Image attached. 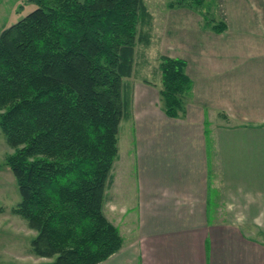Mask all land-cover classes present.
Returning <instances> with one entry per match:
<instances>
[{
	"label": "trees",
	"instance_id": "16d2710c",
	"mask_svg": "<svg viewBox=\"0 0 264 264\" xmlns=\"http://www.w3.org/2000/svg\"><path fill=\"white\" fill-rule=\"evenodd\" d=\"M37 2L0 33V129L15 151L8 163L20 196L12 214L35 232V256L100 264L123 243L104 213L106 189L120 124L131 117L135 48L150 45L152 16L144 0ZM159 71L160 108L178 119L192 91L186 62L163 57Z\"/></svg>",
	"mask_w": 264,
	"mask_h": 264
},
{
	"label": "crops",
	"instance_id": "0c3cea01",
	"mask_svg": "<svg viewBox=\"0 0 264 264\" xmlns=\"http://www.w3.org/2000/svg\"><path fill=\"white\" fill-rule=\"evenodd\" d=\"M260 48L218 52L216 65L223 66H204L194 73L186 57L178 56L192 81L185 113L178 119L161 110L158 88L144 83L132 87L134 147L128 156L134 157L127 165L132 174L125 165L127 156L123 162L118 151L104 205L106 217L119 229L120 220L105 209L117 212L120 207L128 242L107 264H264V241L250 238L234 222L264 223ZM236 109L239 117L232 115ZM224 116L238 124L225 123ZM220 197L228 207L240 206L245 215L224 211L219 216Z\"/></svg>",
	"mask_w": 264,
	"mask_h": 264
},
{
	"label": "rangeland",
	"instance_id": "374dc122",
	"mask_svg": "<svg viewBox=\"0 0 264 264\" xmlns=\"http://www.w3.org/2000/svg\"><path fill=\"white\" fill-rule=\"evenodd\" d=\"M175 1L144 0L152 16L151 29H147L151 43L149 46L138 44L135 48L134 74L127 79L130 86L144 83L160 90L159 66L163 57L185 56L188 67H190L189 72L194 73L200 67L215 66L218 61V52H239L242 54L245 50L259 51L261 45L264 48V0H205L201 6L193 7L195 8L193 10L188 8L170 9L168 5ZM36 8H38L37 0H0V33ZM219 22L225 24L226 30L217 35L210 28ZM216 66H223V63ZM144 80L145 82H143ZM185 106L186 104L184 108ZM236 112L237 109L232 115L239 117ZM224 119L225 123L232 122L226 116ZM232 123L238 124L237 119ZM134 128L133 119L122 120L118 133V151H120L123 162L127 156L126 164H124L130 173L127 165L132 164L131 157H134V154L128 156V153L133 151L134 147ZM14 154L15 151L8 146L0 129V209H2L0 213V264H51V259L39 258L32 253L29 243L35 236V232L29 229L24 219L12 214V209L20 202L18 187L8 163L9 158ZM123 196L126 199L130 197L126 194ZM211 199H213V195H211ZM223 200L224 198L220 197L218 204L220 207L223 205L218 210L219 216L224 211H228L234 217L245 215L243 210L238 211L240 206L231 204V207H228L226 201ZM131 202L132 198L129 205ZM210 208L211 211L214 204L210 205ZM120 210V207L117 212L111 211L109 208L105 209L109 216L116 215L113 218L115 221L120 220L121 231L118 229L124 241L122 246L125 247L128 242L129 230L121 221L124 219L123 221L127 222V220L123 216L119 217ZM234 222L239 223L250 238L264 241L262 220L260 221L262 224L255 220L240 218H235ZM104 262L102 263L107 264Z\"/></svg>",
	"mask_w": 264,
	"mask_h": 264
}]
</instances>
